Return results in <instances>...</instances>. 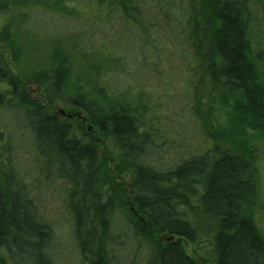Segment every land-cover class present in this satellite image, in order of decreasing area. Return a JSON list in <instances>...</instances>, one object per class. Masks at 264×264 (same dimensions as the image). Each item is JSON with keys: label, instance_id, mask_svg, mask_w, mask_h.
Returning <instances> with one entry per match:
<instances>
[{"label": "trees", "instance_id": "trees-1", "mask_svg": "<svg viewBox=\"0 0 264 264\" xmlns=\"http://www.w3.org/2000/svg\"><path fill=\"white\" fill-rule=\"evenodd\" d=\"M0 16V108L20 118L0 117V264H61L62 239L75 264H264V0H0ZM115 20L149 64L186 58L193 149L165 143L146 87L119 86L135 70ZM44 41L50 60L17 72Z\"/></svg>", "mask_w": 264, "mask_h": 264}, {"label": "rangeland", "instance_id": "rangeland-1", "mask_svg": "<svg viewBox=\"0 0 264 264\" xmlns=\"http://www.w3.org/2000/svg\"><path fill=\"white\" fill-rule=\"evenodd\" d=\"M56 20L55 17L46 15L50 30H53L57 25L59 26ZM2 21L3 19L0 16V24ZM116 23L115 20L112 24L105 26L104 32L122 43L119 47L122 49L120 51L121 58L123 62H126L129 70H132V67L135 70V75L133 71H128L129 76L122 77V80L119 81V86L124 87L130 83H140L142 87H146L151 92V98L155 102L152 103L157 105L154 111L151 110L150 115H153L154 118L156 115L161 116V130L165 138H167L165 143H171L174 146L180 145L188 150L193 149L199 142V138L202 137V133L200 125L192 113L193 103L191 97L193 93L187 85L189 80L186 73L188 71L185 62L186 58H175L176 61L172 62L166 58V52L162 51L165 55L161 56L159 64H149L151 61L149 57L144 59L139 55L141 54L140 52L135 51L136 38L127 40L126 36H121ZM165 43V46L168 47L169 43ZM176 44L180 43L177 42ZM51 49L52 44L44 41L39 51H29L28 54L26 53L21 58L18 64H13V68L21 73V70H33L45 65L50 60ZM195 73L197 74V72ZM1 87L4 86L2 85ZM29 88L34 91L37 87L29 83ZM0 117L4 123L9 125H13L20 119L19 114L11 116L9 110L2 108H0ZM21 153L25 154L23 155V160H26V152L23 146H21ZM120 180L124 181L123 177ZM66 243H69L68 240L62 239L57 246V250L60 252L59 261L61 264H75L77 261L76 252L72 249V244Z\"/></svg>", "mask_w": 264, "mask_h": 264}]
</instances>
